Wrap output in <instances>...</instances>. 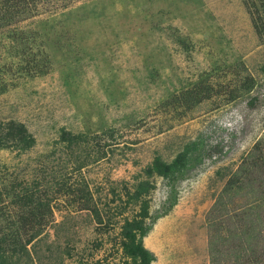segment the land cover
<instances>
[{
	"label": "rangeland",
	"instance_id": "374dc122",
	"mask_svg": "<svg viewBox=\"0 0 264 264\" xmlns=\"http://www.w3.org/2000/svg\"><path fill=\"white\" fill-rule=\"evenodd\" d=\"M263 1L0 0V232L22 188L48 219L12 264H140L135 222L151 264H264Z\"/></svg>",
	"mask_w": 264,
	"mask_h": 264
},
{
	"label": "trees",
	"instance_id": "16d2710c",
	"mask_svg": "<svg viewBox=\"0 0 264 264\" xmlns=\"http://www.w3.org/2000/svg\"><path fill=\"white\" fill-rule=\"evenodd\" d=\"M34 0H3L1 3V8L4 7V15L2 20H4L5 25H9L12 23V15L14 14L13 8L15 6L21 7V12H27V10H30L29 7L30 3ZM23 3V5H22ZM264 3V1H263ZM248 6V4H247ZM251 7H254V3L251 4ZM29 8V9H28ZM252 10V8H250ZM253 11V10H252ZM257 12V10H256ZM255 12V13H256ZM253 13V12H252ZM257 14V13H256ZM257 16H259L257 14ZM260 19H258L259 21ZM255 24L257 20H254ZM2 71H0V94L5 91L6 84L3 80ZM198 90V89H197ZM196 91V90H195ZM204 98V97H203ZM203 98H197L196 103L202 101ZM194 99V98H193ZM15 133L19 137V141H23V139L27 136H25V130L20 127L10 126V129H8L7 134L10 137H15ZM184 154H179L176 157V160H174L171 164H165L160 167L159 173L167 178L173 167L182 165V157ZM21 192H18L15 194L16 199L14 202L21 208L22 212L17 214L18 220L16 221L18 223L17 229L22 232H19L15 230L13 227H9V223L6 222L7 228H3L5 232H0V258H2L1 264H12L15 262H12L13 258H19V257H27L28 250L26 248V244L30 243L32 239L35 238L36 234H32L29 230H26V227H29L31 225H34L35 223L39 225H45L48 221L47 216H45L46 208L45 204H39V202L36 200L34 201V193L32 191L28 192L27 188H22L20 190ZM8 221V220H7ZM137 222L133 224H129L126 230V235L129 239V245L127 247V253L129 255H132L133 257L137 258L139 260L140 264H151L152 261V254L150 251H148L142 243V239L145 236V231L142 229L141 226H138L136 224ZM11 224V223H10ZM2 229V228H1ZM25 245V246H24ZM4 261H6L4 263Z\"/></svg>",
	"mask_w": 264,
	"mask_h": 264
}]
</instances>
